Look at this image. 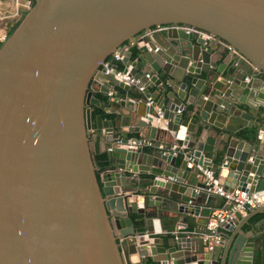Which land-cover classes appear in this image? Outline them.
I'll return each instance as SVG.
<instances>
[{
    "label": "water",
    "instance_id": "obj_1",
    "mask_svg": "<svg viewBox=\"0 0 264 264\" xmlns=\"http://www.w3.org/2000/svg\"><path fill=\"white\" fill-rule=\"evenodd\" d=\"M159 24L194 31L146 34ZM135 38L137 58L125 52L122 61L138 82L98 84L101 64ZM216 39L236 53L221 78L226 65L210 59ZM263 84L264 0H32L0 43V264H264V204L212 233L208 218L223 198L203 180L210 171L225 190H264V151L235 134L240 125L217 120L249 88L262 102L257 114L239 115L264 130ZM115 85L127 92L119 115H97L94 125L91 106H105L94 92L106 96ZM191 107L198 130L196 118L186 122ZM180 125L185 136L175 139ZM101 153L109 163L98 171ZM139 173L147 175L142 208L123 190ZM133 212L145 215V230ZM168 212L188 218L165 238L150 237L152 218Z\"/></svg>",
    "mask_w": 264,
    "mask_h": 264
},
{
    "label": "crops",
    "instance_id": "obj_2",
    "mask_svg": "<svg viewBox=\"0 0 264 264\" xmlns=\"http://www.w3.org/2000/svg\"><path fill=\"white\" fill-rule=\"evenodd\" d=\"M18 2L19 1H15V0H0V35L6 33L8 34L10 32V30L14 27V25L18 22L19 18L21 17V15L25 12V9H23ZM158 35H160L158 33ZM143 44V43H142ZM159 46V45H156ZM210 46L212 48L213 53L210 56V59L217 63V64H221V68H224V66L226 65V68L224 69V71L222 73H220V75L218 76V78H221L222 76H226L228 74V67L230 66V64L232 63L236 53L232 50H229L228 47L222 43L219 40H214L212 43L210 42ZM137 58V55L135 56V58H132L133 60H135ZM120 63L122 64L123 67L126 66L125 62L120 61ZM114 66L116 68L117 67L116 64H114ZM146 73H150L151 74V70L150 68L145 67L144 68ZM205 73H200V76L204 77ZM159 76L162 78L163 80V86L167 87L168 90L170 89V86L166 83L165 81V77L167 76L166 73H164L163 71H161L159 73ZM252 78V83H253V88L256 89V87L258 86L257 81L258 78H253V76H251ZM112 91L115 93V100L113 102H111L109 100V98L107 97V104H105V112L107 114H112L114 115V117L119 115V112L121 111V107L124 103V100L126 99H119V95L122 94L123 98L127 97V92L125 91V89L115 85L112 88ZM96 92V91H95ZM94 92V93H95ZM157 91V86H153V93H156ZM235 98H243L244 100L240 101L237 100V102H235L234 106L232 105L233 103H231L232 107L229 108L228 112H226L224 114V118L223 121L222 119H218V121L222 122V124L227 125L229 128H235L236 126L240 125L241 129L238 130L237 132H235V134L239 135V132L244 130V128H246L245 124L247 122V120L243 119L240 117V113L243 111H246L250 114L255 115L256 114V109L253 107V105H258L259 103L262 102V100L260 99L261 96L259 93L255 92H250L249 88H244V89H240L237 90V93L235 94ZM250 103V104H249ZM93 108V106H91V109ZM123 112V111H122ZM192 118H196V122L192 123V128H194V130H198V128L202 125V120L198 117V109H196L195 107H191L189 109V113L186 116V122L189 123V121ZM260 119V116L256 118V120L258 121ZM185 123V124H187ZM161 126L165 127V121L163 120L161 123ZM185 131H186V126L185 125H180L179 127V131L177 133V135L175 136V139L180 138L182 139L185 136ZM223 132H224V136L226 137L227 133H230L227 129L223 128ZM126 134V137H132V134L124 132ZM208 134L212 135L215 138V144L217 145L219 143V135H216V131L214 129L212 130H208ZM231 134V133H230ZM259 134H261V137H259ZM115 137L118 136V134L114 135ZM107 138V136H106ZM174 139V140H175ZM249 143H251L252 145L256 144L259 146V152L264 151V130H260L259 128H257V134L256 137L250 141H248ZM220 144V143H219ZM221 145V144H220ZM122 148H126V144L120 145ZM173 146H176V143H174ZM183 146L180 145L179 148H182ZM183 152H185L186 154V150L184 149ZM208 156H211L210 154H208ZM147 178V175H144L142 173L137 174V176L135 177H129L127 179V185L126 187L123 188V190H126L125 192H128L129 194V202H136L137 203V208H142L143 207V203H142V194L143 192L138 190L139 187H146L147 185L145 183H142L143 180ZM216 208V207H215ZM114 212V211H113ZM136 213V212H134ZM132 214V213H131ZM130 214V215H131ZM168 216L159 219L157 216H154L152 218V221L150 222V226H152L153 229V235H151L150 237H159V238H165L168 232H172L175 229V223L176 222H180L181 220H183L184 218H188L187 215L181 214V213H173V212H168L167 214ZM143 217H145V215H143ZM190 220H193L190 218ZM237 221V218L236 220ZM181 224V223H180ZM182 226V225H180ZM145 230V222L143 221V228ZM180 231H184V230H188L187 228H180ZM220 234L221 235H228V232L220 230ZM152 240V239H150ZM147 260L151 259L150 257H146Z\"/></svg>",
    "mask_w": 264,
    "mask_h": 264
},
{
    "label": "built area",
    "instance_id": "obj_3",
    "mask_svg": "<svg viewBox=\"0 0 264 264\" xmlns=\"http://www.w3.org/2000/svg\"><path fill=\"white\" fill-rule=\"evenodd\" d=\"M16 2L19 0H15ZM20 6L23 9H27L31 6L32 0H20ZM169 28H182L187 32L194 31L192 27L186 26L183 24L175 25V24H159L150 27L146 30V34L151 36L153 34H158L164 32ZM7 34L4 33L0 35V43L6 38ZM224 43V42H222ZM142 44V41H138L137 38L134 40L127 41L123 46L119 47V50H115L111 57L113 61H122L125 52H132L133 48H137ZM228 48L229 45L224 43ZM157 47L155 48V50ZM114 62L105 60L99 69V76L101 79L97 80L98 84H102V82L108 81L106 77H112L117 81H122L125 84H135L138 82L129 71V67L125 68H116L114 66ZM151 74L146 73V77H149ZM264 86V84H263ZM141 88V87H140ZM106 96L109 98L111 102L115 100V93L110 90L107 92ZM148 103H151L152 100L148 97ZM261 137V134H259ZM138 144L140 146L150 147L152 143L146 138H140L138 140ZM110 150V148L108 149ZM203 180L205 183V190L209 193H213L219 195L223 198V204L219 207L214 208L208 218V229L211 230L212 233H216V229L220 223L230 222L236 220V213L240 215H245L248 211L249 207H257L264 204V190L255 191V192H247L243 190L234 189L233 191L225 190L222 185L219 183V179L217 176L213 175L210 171H203ZM219 237L214 236L212 239H208L206 243V249L211 250L215 244L218 243Z\"/></svg>",
    "mask_w": 264,
    "mask_h": 264
},
{
    "label": "trees",
    "instance_id": "obj_4",
    "mask_svg": "<svg viewBox=\"0 0 264 264\" xmlns=\"http://www.w3.org/2000/svg\"><path fill=\"white\" fill-rule=\"evenodd\" d=\"M14 28V27H13ZM12 28V29H13ZM11 29V30H12ZM10 30V31H11ZM137 48H133L131 54H132V58H135V56L137 55ZM108 61L114 62L111 55L107 58ZM114 64L117 65V67H119L120 69L123 68L122 64L120 63V61H115ZM94 95L100 99V101H104L105 104H107L108 100H107V96L103 95L100 91H96L94 93ZM257 114V111H256ZM92 120L93 123L95 125V119L97 115H101L102 118H114V115L112 114H107L105 112V107L104 106H95L93 105L92 108ZM257 128H259V126H252V127H246L244 128V130L239 132V135L244 138L247 141H250L252 139H254L256 137L257 134ZM94 162L95 165L98 167V171H103L107 168V165L109 163V156L107 153H101L98 155L94 156ZM259 215H255L254 217H258ZM132 221L134 222V224L138 227V229L142 230L143 228V215L139 214V213H132L130 215Z\"/></svg>",
    "mask_w": 264,
    "mask_h": 264
}]
</instances>
